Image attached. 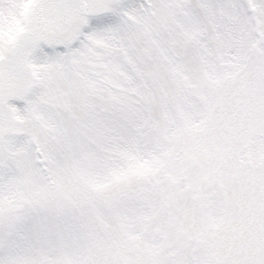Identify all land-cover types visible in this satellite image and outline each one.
<instances>
[{
	"label": "snow or ice",
	"instance_id": "6c2138e0",
	"mask_svg": "<svg viewBox=\"0 0 264 264\" xmlns=\"http://www.w3.org/2000/svg\"><path fill=\"white\" fill-rule=\"evenodd\" d=\"M0 264H264V0H0Z\"/></svg>",
	"mask_w": 264,
	"mask_h": 264
}]
</instances>
